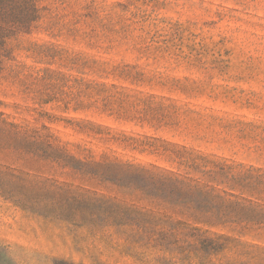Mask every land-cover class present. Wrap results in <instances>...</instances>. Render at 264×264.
<instances>
[{
  "label": "rangeland",
  "instance_id": "rangeland-1",
  "mask_svg": "<svg viewBox=\"0 0 264 264\" xmlns=\"http://www.w3.org/2000/svg\"><path fill=\"white\" fill-rule=\"evenodd\" d=\"M0 50V264H264V0H37Z\"/></svg>",
  "mask_w": 264,
  "mask_h": 264
},
{
  "label": "trees",
  "instance_id": "trees-1",
  "mask_svg": "<svg viewBox=\"0 0 264 264\" xmlns=\"http://www.w3.org/2000/svg\"><path fill=\"white\" fill-rule=\"evenodd\" d=\"M40 18L37 0H0V50L10 37L30 32Z\"/></svg>",
  "mask_w": 264,
  "mask_h": 264
}]
</instances>
